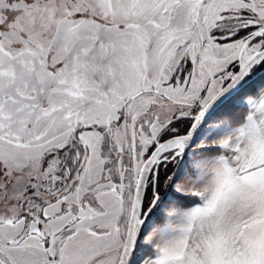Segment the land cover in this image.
Here are the masks:
<instances>
[{
  "label": "snow or ice",
  "instance_id": "1",
  "mask_svg": "<svg viewBox=\"0 0 264 264\" xmlns=\"http://www.w3.org/2000/svg\"><path fill=\"white\" fill-rule=\"evenodd\" d=\"M0 264H264V0H0Z\"/></svg>",
  "mask_w": 264,
  "mask_h": 264
}]
</instances>
